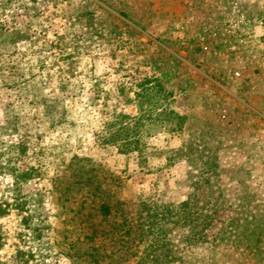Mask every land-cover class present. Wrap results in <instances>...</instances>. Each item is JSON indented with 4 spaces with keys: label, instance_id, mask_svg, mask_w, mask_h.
I'll return each mask as SVG.
<instances>
[{
    "label": "rangeland",
    "instance_id": "1",
    "mask_svg": "<svg viewBox=\"0 0 264 264\" xmlns=\"http://www.w3.org/2000/svg\"><path fill=\"white\" fill-rule=\"evenodd\" d=\"M152 77L179 129L101 144ZM0 264H264V0H0Z\"/></svg>",
    "mask_w": 264,
    "mask_h": 264
},
{
    "label": "trees",
    "instance_id": "2",
    "mask_svg": "<svg viewBox=\"0 0 264 264\" xmlns=\"http://www.w3.org/2000/svg\"><path fill=\"white\" fill-rule=\"evenodd\" d=\"M132 86L139 90L134 99L139 113L136 116L109 114L100 133L99 142L117 146L123 152L135 151L140 154L141 148L145 146L142 143L143 135H149L157 125L164 132L172 133L179 129L182 118L165 106L171 93L156 78H146L143 82H134ZM145 103L147 106L144 105ZM113 208L114 204L104 206L105 210L113 211L112 215L111 212L105 213L106 216H111L109 221L112 230L110 233H115V235L120 231L122 233L117 239H112L128 250L133 243H139L143 238L140 222L137 217L131 218L127 215H123L121 222H115ZM150 218L153 220L149 225H161L166 217L162 214H151ZM91 258H94V255H91ZM160 259H162L160 255L151 257L152 261Z\"/></svg>",
    "mask_w": 264,
    "mask_h": 264
}]
</instances>
